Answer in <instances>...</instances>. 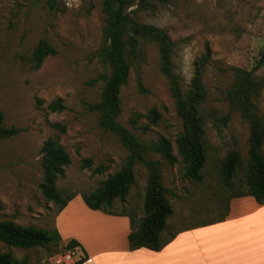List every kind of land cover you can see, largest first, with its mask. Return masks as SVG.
<instances>
[{
    "label": "rangeland",
    "instance_id": "374dc122",
    "mask_svg": "<svg viewBox=\"0 0 264 264\" xmlns=\"http://www.w3.org/2000/svg\"><path fill=\"white\" fill-rule=\"evenodd\" d=\"M46 1L0 0V112L5 127L20 130L11 138L0 139V221L52 233L57 207L39 190L42 143L47 138L57 139L69 156L65 176L56 182L62 196H80L99 188L124 166L128 150L117 136L99 127V116L90 109L99 101L109 73L98 57L106 19L103 0H58L53 9ZM132 18L168 34L172 42L171 73L181 92L189 90L196 70L206 92L201 107L206 159L202 179L196 183L183 176L184 165L174 144L182 131L181 120L168 78L160 71L157 49L139 39V53L119 92L120 112L115 120L146 147L160 138L171 143L175 164L157 153L145 155L146 160L158 164L160 184L172 209L163 234V239H168L178 230L217 221L227 212L229 197L246 191L250 126L227 93L234 83L233 69L251 70L264 50V0L151 2ZM41 41L53 47L56 55L32 69L31 54ZM255 75L264 76V67ZM56 101L64 109L51 112L48 105ZM253 103L264 122V88ZM151 110L159 114L155 125L142 118L131 126L133 115ZM56 126L63 127L64 132ZM230 152L237 153L239 164L227 187L220 170ZM263 155L264 143L258 156ZM84 160L89 161L88 166ZM133 172L134 183L125 199L114 200L110 210L139 217L149 170L137 163ZM67 242L59 238L46 248L31 249L0 243V250L15 260L26 258L27 264H55L54 257L66 252L63 247ZM74 249L78 252L75 259L84 256L80 246Z\"/></svg>",
    "mask_w": 264,
    "mask_h": 264
},
{
    "label": "trees",
    "instance_id": "16d2710c",
    "mask_svg": "<svg viewBox=\"0 0 264 264\" xmlns=\"http://www.w3.org/2000/svg\"><path fill=\"white\" fill-rule=\"evenodd\" d=\"M151 2L163 4L166 0H103L102 2V12L106 19L98 57L108 67L109 73L101 89L99 101L90 109L98 114L99 127L117 136L127 148L128 156L124 166L108 176L99 188L90 193H82L80 196L91 210L108 215L126 216L129 219L130 232L127 235V242L130 251L144 248L157 252L174 237V234H171L168 239H163L166 221L171 216L172 209L166 198V191L160 184L159 166L155 162L146 160L145 155L147 152L157 153L170 164L177 163V157L172 153L169 140L160 138L146 147L115 120L120 112L119 92L126 85L132 61L139 53V39L152 43L157 49L160 71L168 78L175 109L181 120L182 131L176 136L174 144L177 155L184 165L183 176L196 183L202 179L201 170L206 159L204 118L201 111L206 92L201 73L196 70L190 81L189 90L182 93L178 80L171 73L172 42L168 34L157 27L137 23L132 18L135 12L146 10ZM46 3L53 9L58 4V0H48ZM132 7L135 8L131 9ZM54 55L56 50L53 47L45 41L39 42L31 54L32 69H38L46 57ZM261 67H264V50L256 66L251 70L233 69L234 83L227 93L230 103L239 110L241 117L250 126L249 162L244 169L246 191L230 196L229 199L252 197L257 204L264 205V155L258 156L259 148L264 143V122L256 113L253 103V98L264 88V76L255 75V71ZM48 109L51 112L61 111L64 106L56 101L48 105ZM142 118L155 125L159 121V114L155 110L145 114H135L130 119L131 126H136ZM56 127L64 132L63 127ZM146 128L143 126L142 130L145 131ZM19 132V129L4 126L3 114L0 112V139L11 138ZM40 153L42 179L39 190L46 201L56 205V214H58L77 195L62 196L56 186L57 180L64 178L70 159L57 139L53 138H47L42 143ZM137 163L146 165L149 170L141 214L136 217L134 213L113 212L110 210L113 201L116 199L123 201L134 183L133 167ZM83 164L88 166L89 161L84 160ZM238 164L239 157L234 152H230L222 163L220 174L227 187L232 184ZM226 214L225 211L217 221H221ZM59 238L55 229L51 233L33 226H20L10 220L0 221V243L7 247L46 248L54 239L59 240ZM77 246L80 245L70 240L64 245L63 250L74 249ZM82 262L84 256L76 260V264ZM0 264H27V260L26 258L15 260L10 253L0 250Z\"/></svg>",
    "mask_w": 264,
    "mask_h": 264
},
{
    "label": "crops",
    "instance_id": "0c3cea01",
    "mask_svg": "<svg viewBox=\"0 0 264 264\" xmlns=\"http://www.w3.org/2000/svg\"><path fill=\"white\" fill-rule=\"evenodd\" d=\"M54 227L63 242L80 245L81 264H264V205L252 197L230 198L221 221L178 230L157 252L130 251L129 219L91 210L78 195Z\"/></svg>",
    "mask_w": 264,
    "mask_h": 264
},
{
    "label": "built area",
    "instance_id": "2783aa9c",
    "mask_svg": "<svg viewBox=\"0 0 264 264\" xmlns=\"http://www.w3.org/2000/svg\"><path fill=\"white\" fill-rule=\"evenodd\" d=\"M75 249H69L66 250V252L62 253V254H58L57 256L54 257V263L55 264H74L76 262L77 259H75ZM75 259V262L74 260Z\"/></svg>",
    "mask_w": 264,
    "mask_h": 264
}]
</instances>
